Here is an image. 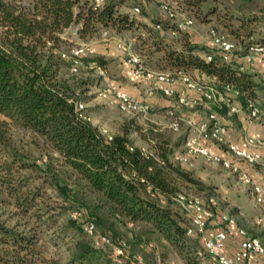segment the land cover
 <instances>
[{"label": "trees", "instance_id": "1", "mask_svg": "<svg viewBox=\"0 0 264 264\" xmlns=\"http://www.w3.org/2000/svg\"><path fill=\"white\" fill-rule=\"evenodd\" d=\"M25 1L26 4L0 0V184L13 206L36 219L40 228L53 235L52 239H60L64 244L67 251L64 262L53 260L51 264L110 262L103 247L86 238L83 227L92 220L110 229L115 221L146 224L187 264H196L188 255L191 242L185 235L187 223L176 209L162 201L179 193L178 180L197 183L171 159L174 148L183 143V135L171 143L164 130L153 124L142 127L133 117L123 118L114 131L103 133L89 120L77 117L75 103L85 102V91L96 86L99 78L81 80L77 90L71 86L62 76L64 68L69 70V62L60 56L59 34L71 24H77L76 33L82 39L94 37L100 28L116 32L140 28L150 45L161 51L160 59L171 72L189 75L196 71L212 78L219 90L231 87L243 108L248 102L262 107L264 80L255 81L252 73L216 55L205 60L208 48L186 38L180 48L172 47L160 34L161 30L170 31L174 27L170 21L155 20L154 24L161 25L160 30L155 29L154 24L132 16V12L118 11L117 0ZM93 57L91 63L95 65L96 61L97 68L102 69L103 59L95 54ZM211 109L224 112V108L217 106ZM9 124L39 137L55 153V163L50 160L38 165L18 153L7 135ZM132 135L147 147L134 144ZM58 167L74 174L75 189L61 183ZM23 171H28V175L24 176ZM78 192L82 196L93 194V211L87 215L78 212V216H67L57 224L62 209H72L76 202L78 206L85 204L79 203ZM102 235L109 239L108 235ZM0 241L16 255L20 251H25L29 258L35 254L33 239L2 223Z\"/></svg>", "mask_w": 264, "mask_h": 264}, {"label": "rangeland", "instance_id": "2", "mask_svg": "<svg viewBox=\"0 0 264 264\" xmlns=\"http://www.w3.org/2000/svg\"><path fill=\"white\" fill-rule=\"evenodd\" d=\"M18 1L22 4L27 3L25 0ZM117 1H120L116 6L117 10L121 12L126 11L129 14H131L130 8L132 6H138L139 12L131 15L138 19H146L152 26L155 20L163 19L158 10L157 0ZM166 1L173 8L176 19L184 17L192 20L190 26L178 31L175 35L165 37L166 41L174 48L181 47L183 38L191 40L192 43L207 46L209 44L208 30L211 28L226 35L229 40L237 45H243L247 41L264 43V0ZM76 26L77 24H71L70 27L65 28L59 34L61 39L59 50L61 52H68L76 43L82 42L79 40L80 37L78 34L75 33ZM104 30L107 31L105 37L101 35V32ZM184 35L186 37H183ZM113 36H120L124 40L131 42L134 51L142 57L145 67L157 71L171 72L164 66V62L160 59L161 51L155 50L150 45L148 36L140 28L122 30L120 32L109 28L99 29L98 34L94 37L107 39L97 42L99 44L108 42L110 45L109 51L111 53L109 55L111 57L109 58L111 61L115 60L114 50H116L112 45ZM93 58V56L86 57L74 73L70 72L67 68L62 70V76L70 82L75 90L79 88L78 83L81 80H85L86 78H100L99 69L96 66L97 62L94 61L95 65L91 63ZM111 61L110 63H112ZM102 62L106 64L105 59ZM189 76L194 79V76L190 73ZM102 88L103 85L97 83L91 90L85 91V112L93 125L109 133L117 128L123 118L133 117L142 127L150 124L144 117L119 111L115 103L111 102L108 96L101 94ZM227 98L230 102V95ZM185 108L186 110L193 111V107ZM148 113L145 115L146 118L148 117ZM188 129V124L185 121H180L179 129L176 132H168L165 129L161 130H164L162 132H164L166 138L172 143L180 139L182 135L185 137ZM7 135L10 143L17 149L18 153L25 156L28 161H34L38 165L43 162H50V160L51 163H55V153L40 141L39 137L30 133L28 130L9 124ZM132 136L134 137L133 141L136 145L147 147L136 135ZM178 152H181V149ZM182 162V167L191 174L197 183L193 184L178 180V192L199 196L201 198L213 196L215 203L213 206H210L213 218L219 213H227L233 216L236 226L243 228L249 235L259 238L264 248V207L255 205L252 202L248 187L241 184L234 174L228 172L219 163L208 162L198 156L189 157L186 161ZM58 168L61 183L66 182L69 188L75 189L77 184H75L74 174L67 168ZM27 172L23 171V175H28ZM32 177H35L34 173ZM47 192L51 193L53 198H55L50 190ZM80 194L78 192V195ZM82 195L84 194L77 196V198H79V203L84 202L85 204H79L78 206L76 202L72 209L68 208L67 211H65L66 209H62L63 213L59 215L57 224H61L67 216L71 217V213L73 212L87 215L93 211L91 205V201L95 200L93 194ZM54 200L60 202V199L55 198ZM162 201L176 209L180 217L187 223V216L175 197H169L167 200L162 199ZM75 207H78L79 210L75 209ZM87 218L91 219L89 217ZM92 222L94 221L92 220ZM0 223L7 228H12L17 233L29 236L33 239L35 248V254L29 258L25 255V251H20L17 255L12 253L11 248L0 241V264H51L53 260L59 263L64 262L67 251L60 239L58 241L52 239L53 235H49V231L47 232L43 228H40L39 222L36 219H33L28 214H22L15 208L11 198L6 195L5 189L1 184ZM93 224L95 231L92 235L86 236V238L93 241L96 246L103 247V254L109 255L111 258L108 264H187L180 254L155 232L151 231L150 227L146 224H131L124 221H115L112 229L105 225ZM217 227L224 228V225L216 222L215 218L211 219L208 228L215 229ZM225 228L229 236L227 247L230 249L234 246V240L237 239V234L234 231L235 228ZM102 234L109 236L107 243L99 242V236ZM188 240L191 242V246L188 248V255L191 260L196 262V264H210L201 243L193 237H188ZM116 243L122 244L120 254L115 253V249L118 246ZM39 248L43 258L41 260H39ZM261 256L264 260V253Z\"/></svg>", "mask_w": 264, "mask_h": 264}, {"label": "built area", "instance_id": "3", "mask_svg": "<svg viewBox=\"0 0 264 264\" xmlns=\"http://www.w3.org/2000/svg\"><path fill=\"white\" fill-rule=\"evenodd\" d=\"M96 1L98 3L103 2V0ZM157 2L158 10L163 19L172 22L174 25L169 31L170 35H175L178 31L192 24V20L189 18L181 17L176 19L173 8L166 0H157ZM131 12L137 14L139 8L133 6ZM154 28L160 30V23H155ZM106 34L107 31L105 30L101 32L103 37ZM208 37L209 46L208 52L204 54L205 60L209 61L213 55H216L224 62L240 59L241 63L238 65L240 69H243L244 65H251L254 61H259L264 66V43L247 41L243 45H237L229 40L226 35L212 28L208 30ZM112 42L124 61L132 66L133 76L137 80L155 84L156 88L164 96H174L177 104L189 108L198 104L197 99L186 96L185 90L195 91L205 101H220L226 105L229 104V99L213 86H202L181 71H156L145 67L142 57L134 51L131 42L124 40L122 37L113 36ZM93 55L94 49L87 42L76 43L68 52L60 53L61 58L69 62V71L72 73L76 72L77 68L82 64V58L92 57ZM175 77L184 84V91L176 92L171 87ZM101 94L108 96L111 99L110 101L115 103L117 109L123 113L145 117L149 111L147 103L136 101L118 88L104 86L101 89ZM246 109L250 118L264 117V110L253 102H248ZM75 112L77 117L89 120L85 112L84 103L76 102ZM167 117L169 118L167 127L173 132L178 131L181 121L180 117L174 115L172 110L167 111ZM208 120L190 123L189 130L182 143V151L175 154L173 160L182 162L189 157L198 156L205 161L219 163L228 172L234 174L241 184L248 187L251 200L255 205L264 207V139L247 136L244 138L246 147H238L225 141V127L216 122L213 113L208 115ZM101 131L105 133V130ZM211 146L223 147L226 155L222 156L211 152ZM249 168L256 170V179L250 173ZM175 198L187 216L185 235L196 238L201 243L210 264H250L249 260L252 256L264 253V248L259 238L249 235L243 228L236 226L233 216L227 213H219L214 217L216 222L224 225V228H208L209 222L214 219L210 209V206L215 203L213 196L201 198L179 192ZM78 215V212L71 213V217ZM225 227H234L238 236L237 244L229 254L223 252L228 236ZM83 230L88 236L92 235L95 231L93 223L86 222ZM99 240L102 243L108 242V238L104 235L99 236ZM121 245L120 243L116 247V254L121 253Z\"/></svg>", "mask_w": 264, "mask_h": 264}, {"label": "crops", "instance_id": "4", "mask_svg": "<svg viewBox=\"0 0 264 264\" xmlns=\"http://www.w3.org/2000/svg\"><path fill=\"white\" fill-rule=\"evenodd\" d=\"M143 21L150 24V22H148L146 19H143ZM160 34L164 35V37H167L168 35L171 36L168 30H161ZM79 40L91 44L94 49V54L106 60V64L103 65L102 69L98 68L100 74L98 83H100V85H103V87L111 86L113 88H118L133 97L136 101L147 103L149 106V113L148 117H144V119H146L150 124L155 125L157 128H159V130L163 128H168L167 123L169 118L167 117V111L169 110H172L176 116L180 117L181 121H185L188 124V127L191 122L196 123L200 121H209L208 115L210 113H213L216 122L225 127L224 139L226 142L233 143L238 147H246V145L244 144V138L247 136L264 139V117L260 116L257 118H250L248 116L247 109L243 108L240 105V102L236 97L235 91L232 90L231 87H226L224 88V90H219L216 88V85L212 78L210 79L208 77H204L196 71L190 72V74L194 76L195 80H200V84L202 86H213L224 96L228 97V95H230L231 100L229 104L226 105L224 103H221L220 101H205L195 91L185 90L184 84L179 79H174L171 83V87L176 92L185 90V94L187 97L198 100V104L193 107V111L186 110V106L179 105L176 103L174 96H164L156 88L155 84L137 80L133 76L132 66L124 61L120 52L117 49L114 50L115 60L111 61V59L109 58L111 57L109 55V53L111 52L109 51L110 45L108 44V42L100 44L97 42L99 40L105 41L107 40L106 38L100 39L92 37L87 39L79 38ZM189 41L192 42L191 40ZM208 46L209 44L206 47L208 48ZM106 47L108 48L106 49ZM110 61L112 63H110ZM231 62L238 66L241 63V60L233 59ZM111 66L112 68H110ZM243 70L252 73L255 81L264 80V66L259 61H254L251 65H244ZM261 100L264 103V96L261 97ZM213 106H217L218 108H224V112L218 111L217 109H211L213 108ZM261 109L264 110V104L262 105ZM187 132L185 133V135L187 134ZM132 138L134 139L133 136ZM180 149L182 151V145L176 147V150L171 153L172 160L175 154L180 153L178 152ZM210 150L211 152L220 154L222 156L226 155L223 151V148L211 146ZM178 163L181 167L183 166V162ZM249 171L256 179V170L249 168ZM218 228L220 227H217L215 229ZM236 238L237 239L234 240V246L228 249L227 242L229 240V236L227 237L226 245L223 249V252L225 254L231 253V251L235 248L238 241V236ZM249 261L250 264H264V260L262 259L261 255H254L250 258Z\"/></svg>", "mask_w": 264, "mask_h": 264}]
</instances>
